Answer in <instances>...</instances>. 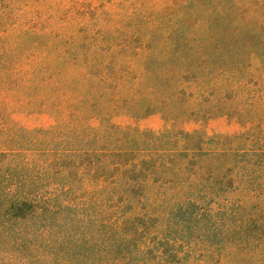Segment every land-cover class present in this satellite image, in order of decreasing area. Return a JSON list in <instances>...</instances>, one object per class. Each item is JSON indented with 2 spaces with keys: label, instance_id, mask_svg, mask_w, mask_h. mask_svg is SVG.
Wrapping results in <instances>:
<instances>
[{
  "label": "rangeland",
  "instance_id": "1",
  "mask_svg": "<svg viewBox=\"0 0 264 264\" xmlns=\"http://www.w3.org/2000/svg\"><path fill=\"white\" fill-rule=\"evenodd\" d=\"M147 47L155 64L187 71L199 93L188 89L173 97L180 107L168 115L141 108L129 116L120 102L101 104L94 116L76 109L69 120L9 107L0 112V149L38 152L37 162L43 151H94L73 161L57 158L50 170L57 185L92 187L59 193L76 205L46 210L48 217H76L73 236L62 237L59 246L66 254L97 257L100 264H264V201L257 182L239 179L235 166L215 176L197 156L183 157L207 148L203 132H233L239 115L264 117V0H184L177 10L158 15ZM251 88L257 94L247 106ZM88 113L90 121L78 123ZM3 163L0 171L6 170ZM191 191L198 205L174 212L182 219H175L172 239L157 250L155 236L165 223L154 215L165 211L154 203L184 202ZM247 217L253 225L236 226ZM249 232L260 238V249H246Z\"/></svg>",
  "mask_w": 264,
  "mask_h": 264
},
{
  "label": "trees",
  "instance_id": "2",
  "mask_svg": "<svg viewBox=\"0 0 264 264\" xmlns=\"http://www.w3.org/2000/svg\"><path fill=\"white\" fill-rule=\"evenodd\" d=\"M183 1L0 0V112L27 107L69 120L76 109L94 116L101 104L120 102L129 116L136 117L141 108L170 114L172 107H180L173 104V97L188 89L197 95L198 83L178 65L165 67L152 62L147 37L158 15L177 10ZM256 92L253 88L246 91L247 97L251 94L247 106ZM91 113L87 120L77 119L78 123L90 121ZM235 118L240 127L214 135L203 132L202 144L207 148L183 157L197 156L203 168L215 176L224 169L223 175H227L235 166L239 179L251 177L250 181L257 182L254 188L260 187L264 201V117ZM93 152L43 151L46 156L37 162L38 152L0 149L6 167L0 171V264H94V259L100 264L97 257L60 250L62 237L66 240L71 235L70 226L76 217L46 214L53 207L76 205L59 194L70 192L73 183L57 185L52 181L50 170L56 159L73 161ZM15 167L20 170L17 177ZM259 169L263 172L253 173ZM42 180L48 182L43 184ZM74 188L92 187L80 184ZM195 193L186 194L184 202L154 203L165 211L164 215H154L158 219L162 216L160 220L165 223L155 236L157 250L172 239L171 228L178 225L175 219H182L174 212L182 214L183 206L198 205ZM253 222L247 217L236 226L250 227ZM56 236L60 239H54ZM259 239L249 232L244 241L246 249H260L263 244ZM94 241L99 239L92 238Z\"/></svg>",
  "mask_w": 264,
  "mask_h": 264
}]
</instances>
